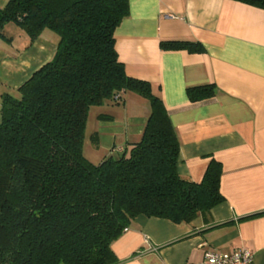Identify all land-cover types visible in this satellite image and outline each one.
Returning a JSON list of instances; mask_svg holds the SVG:
<instances>
[{"label": "trees", "instance_id": "trees-1", "mask_svg": "<svg viewBox=\"0 0 264 264\" xmlns=\"http://www.w3.org/2000/svg\"><path fill=\"white\" fill-rule=\"evenodd\" d=\"M264 8V0H239ZM128 0H7L3 26L29 38L58 36L50 60L0 99V264H119L112 243L137 215L189 223L221 203L222 165L199 182L177 173L179 139L149 82L128 76L114 31ZM201 51L199 42L161 41ZM212 84L187 87L191 101ZM126 91L150 104L140 138L94 163L83 154L89 110L121 103ZM98 119H110L101 113Z\"/></svg>", "mask_w": 264, "mask_h": 264}, {"label": "crops", "instance_id": "crops-1", "mask_svg": "<svg viewBox=\"0 0 264 264\" xmlns=\"http://www.w3.org/2000/svg\"><path fill=\"white\" fill-rule=\"evenodd\" d=\"M128 2L129 14L114 31L118 59L163 101L179 139L177 173L199 182L211 159L220 162L224 200L189 223L137 215L112 243L119 264H201L206 250L242 249L264 264V8L239 0ZM2 34L0 99L50 60L58 42L44 29L28 45L13 23ZM167 40L203 49H162ZM203 84H212L214 95L191 101L187 87ZM90 112L87 158L98 163L140 138L150 104L126 91L121 103Z\"/></svg>", "mask_w": 264, "mask_h": 264}, {"label": "built area", "instance_id": "built-area-1", "mask_svg": "<svg viewBox=\"0 0 264 264\" xmlns=\"http://www.w3.org/2000/svg\"><path fill=\"white\" fill-rule=\"evenodd\" d=\"M201 264H255L253 253L248 249L223 252L206 250Z\"/></svg>", "mask_w": 264, "mask_h": 264}, {"label": "rangeland", "instance_id": "rangeland-1", "mask_svg": "<svg viewBox=\"0 0 264 264\" xmlns=\"http://www.w3.org/2000/svg\"><path fill=\"white\" fill-rule=\"evenodd\" d=\"M93 108V107H92ZM93 112H90L89 113V120H88V123H87V129H86V135H85V137H86V140H85V142H84V147H83V154L86 156V157H88V158H90V159H92V157L89 155V145H87L88 144V136H89V131H88V128L90 127V125L93 123ZM89 123H90V125H89Z\"/></svg>", "mask_w": 264, "mask_h": 264}]
</instances>
